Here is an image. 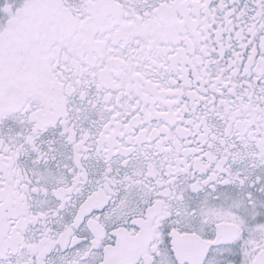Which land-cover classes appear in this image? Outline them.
I'll use <instances>...</instances> for the list:
<instances>
[{
    "label": "snow or ice",
    "instance_id": "6c2138e0",
    "mask_svg": "<svg viewBox=\"0 0 264 264\" xmlns=\"http://www.w3.org/2000/svg\"><path fill=\"white\" fill-rule=\"evenodd\" d=\"M0 264H264V0H0Z\"/></svg>",
    "mask_w": 264,
    "mask_h": 264
}]
</instances>
